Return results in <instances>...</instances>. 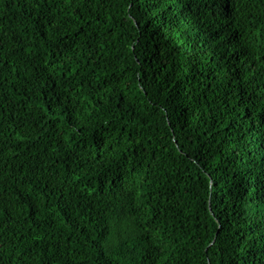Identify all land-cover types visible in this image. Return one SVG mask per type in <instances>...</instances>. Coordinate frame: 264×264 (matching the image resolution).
<instances>
[{
  "label": "trees",
  "instance_id": "1",
  "mask_svg": "<svg viewBox=\"0 0 264 264\" xmlns=\"http://www.w3.org/2000/svg\"><path fill=\"white\" fill-rule=\"evenodd\" d=\"M0 264H264V0H0Z\"/></svg>",
  "mask_w": 264,
  "mask_h": 264
}]
</instances>
